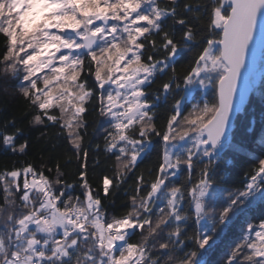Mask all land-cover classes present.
Masks as SVG:
<instances>
[{
    "label": "snow or ice",
    "instance_id": "snow-or-ice-1",
    "mask_svg": "<svg viewBox=\"0 0 264 264\" xmlns=\"http://www.w3.org/2000/svg\"><path fill=\"white\" fill-rule=\"evenodd\" d=\"M193 43L200 50L178 76L176 58ZM0 44V77L15 82L29 123L58 127L78 162L71 181L43 159L0 171V264H209L204 257L236 229L224 264H264V107L257 133L241 87L257 45L264 54V0H0ZM210 87L215 101L182 115ZM169 97L158 129L157 102ZM90 104L107 124L102 151L114 158L102 171L95 159L91 181ZM22 135L6 119L0 147L26 156ZM257 136L256 166L242 188H224ZM153 152L155 173L135 174ZM130 178L123 213L110 215V197Z\"/></svg>",
    "mask_w": 264,
    "mask_h": 264
},
{
    "label": "trees",
    "instance_id": "trees-1",
    "mask_svg": "<svg viewBox=\"0 0 264 264\" xmlns=\"http://www.w3.org/2000/svg\"><path fill=\"white\" fill-rule=\"evenodd\" d=\"M177 35L179 36V26H176ZM201 45L193 43L191 50L183 51L176 58V74L182 76L184 72L191 66V63L195 60ZM2 48V44H0ZM264 59V57H263ZM87 64V61H86ZM170 74V73H169ZM84 78V77H82ZM168 78L167 75L159 77L157 82L152 85L151 91L154 93L160 84ZM89 83L91 84L92 77H87ZM15 82L9 79L7 83L3 81L0 77V127L3 126L6 119L10 120L15 118L17 121V126L24 129V135H22L19 140L27 139L29 141V148L26 156L13 155L11 152L5 151L3 147H0V171L5 168L11 169L14 165L19 166L21 161H32L39 165V162L43 159L49 161L48 167H53L57 162L62 166V170L68 174L69 181L73 180L75 177L72 175L78 168V162L75 158L73 152H71L70 145L63 135L60 134L59 128H43L41 126L31 125L29 121L31 120V109L25 102L24 98L19 95L18 90L13 87ZM262 94H264V74L258 85V91H253L250 98V104L248 105L250 110V115H253L256 121L257 133H259V120L261 108L264 107L262 104ZM216 99L215 90H212V94L209 95V103L214 102ZM203 99L196 97L195 100L187 104L182 111V115L188 114L193 103H202ZM95 103V101H93ZM89 113L86 115L88 121V135L84 139V147L89 151L88 156V166H89V179L90 181L95 178V174L92 172V165L95 159L99 158L101 161L102 168L97 171H102L104 167L110 166L114 162V158L108 159L105 157L102 149L104 146L103 141V129L107 127L104 123V117L98 114L91 113V107L89 106ZM156 111V124L158 129L166 124L167 119L171 113V97L167 103L161 98L157 102ZM178 128V127H177ZM176 128V129H177ZM95 130V131H94ZM11 131V129H9ZM44 133V135H42ZM154 141H159V137H153ZM99 144L101 151L97 152L96 145ZM254 152L245 153L239 157L234 165L231 167L228 176L223 182V187L229 190H235L242 188L245 182V174L251 173L252 169L256 166V159L261 155L259 146V136L254 143ZM158 155L153 152L151 155L143 158L141 162H138L137 168L134 170L135 174L144 173L145 177H148V172L151 170L153 174L155 173V168L158 164ZM54 175V173H52ZM186 172H181L180 175L176 177L177 180H184L186 177ZM131 186H133V179L130 178L126 184H124L119 191L115 192L114 195L110 197L111 201L114 203L109 207V213L115 215H121L124 210V205L128 203V198L125 195V191H130ZM80 189H77L79 192ZM196 226L190 221L188 225V231H191ZM239 229H236L235 235H228L226 238L217 242V246L211 252H209L204 259L209 262V264H224L226 253L229 251L231 245L239 238ZM139 239V236L132 238V242ZM191 247V245H189Z\"/></svg>",
    "mask_w": 264,
    "mask_h": 264
},
{
    "label": "rangeland",
    "instance_id": "rangeland-1",
    "mask_svg": "<svg viewBox=\"0 0 264 264\" xmlns=\"http://www.w3.org/2000/svg\"><path fill=\"white\" fill-rule=\"evenodd\" d=\"M264 54L262 56V59L260 61L259 69L252 75V84L254 87V91H258V85L263 77L264 74ZM213 88H208L206 90H198L197 93H195L196 97H200L204 100L209 101V95L212 94ZM183 111V110H182ZM105 120V118H104ZM176 131H180L179 127L176 129Z\"/></svg>",
    "mask_w": 264,
    "mask_h": 264
},
{
    "label": "water",
    "instance_id": "water-1",
    "mask_svg": "<svg viewBox=\"0 0 264 264\" xmlns=\"http://www.w3.org/2000/svg\"><path fill=\"white\" fill-rule=\"evenodd\" d=\"M262 56H263V54L261 52V49H260L259 45H257L255 59H254V61H252L251 65H250V69L248 71L247 84L245 85V82L243 80L241 81V87H245V86L247 87V95H248L249 101H250V98H251L252 93L254 91V87H253V84L251 82L252 75L259 69L260 60L262 59Z\"/></svg>",
    "mask_w": 264,
    "mask_h": 264
}]
</instances>
